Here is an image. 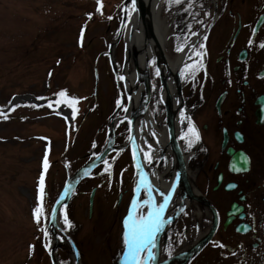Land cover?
I'll list each match as a JSON object with an SVG mask.
<instances>
[{"label": "flooded vegetation", "instance_id": "flooded-vegetation-1", "mask_svg": "<svg viewBox=\"0 0 264 264\" xmlns=\"http://www.w3.org/2000/svg\"><path fill=\"white\" fill-rule=\"evenodd\" d=\"M151 14L148 8L146 30L134 32L143 43L135 46L133 7L124 0L109 16L115 40L93 58L91 93H16L18 118L27 112L37 123L61 120L65 151L50 164L68 173L64 187L92 167L68 206L111 174L119 175L112 209L125 218L147 215L142 181L156 205L171 192L154 264H264V0H160V50ZM99 193V185L89 192L90 218Z\"/></svg>", "mask_w": 264, "mask_h": 264}, {"label": "rangeland", "instance_id": "rangeland-1", "mask_svg": "<svg viewBox=\"0 0 264 264\" xmlns=\"http://www.w3.org/2000/svg\"><path fill=\"white\" fill-rule=\"evenodd\" d=\"M123 1L0 0V105L16 93L31 89L43 93L46 87L47 94L57 88L66 94H90L93 58L115 40L109 16ZM99 64L106 70L105 61ZM14 111L0 119V264H52L47 251L51 240L48 207L63 189L68 173L59 163L50 162L63 156L65 127L56 116L37 123L35 114L27 112L22 113L21 122L20 113ZM118 176L111 174L103 185L94 181L84 196H77L63 210V229L75 241L81 264H117L123 252L125 214L112 209L110 196ZM126 181L124 176V186ZM96 185L100 193L90 218L89 192ZM38 206L44 209L39 224L33 216ZM66 213L71 227L65 224ZM58 256L62 264H72L71 252L64 246Z\"/></svg>", "mask_w": 264, "mask_h": 264}, {"label": "snow or ice", "instance_id": "snow-or-ice-1", "mask_svg": "<svg viewBox=\"0 0 264 264\" xmlns=\"http://www.w3.org/2000/svg\"><path fill=\"white\" fill-rule=\"evenodd\" d=\"M177 3L180 0H176ZM99 4V0H98ZM133 10H135V0H133ZM99 11V8H98ZM264 46V45H262ZM180 50L179 48L177 49ZM181 76L184 75V72L181 71ZM157 75H159V69H157ZM59 96H64L65 93L62 91L58 94ZM51 106V105H50ZM119 106V101H118ZM183 116L184 114L181 113ZM190 131H194L192 126H189ZM197 139L198 133H196ZM191 142L189 143V147H191ZM46 163V162H45ZM233 170H241L236 169L234 167ZM43 182V176L41 177V184ZM145 185L147 192H148V199L143 201V204L148 207L147 215H141L138 218L134 217L132 213H129L128 218L124 221V233H123V260L125 264H154L157 260V252L155 249L157 248L156 243V235L161 231L162 225L165 223L164 219L162 218V213L167 206L171 192L168 194H163V203L156 205L153 201L152 197V188L151 185L148 184L147 181H142ZM138 188L140 185L137 186ZM174 187V186H173ZM229 187H234V185H229ZM42 190V188H41ZM59 202V201H58ZM136 207V202L133 201V208ZM44 215V209L42 206H38L33 210V216L36 220L37 224L40 223L41 217ZM56 210H52V219L55 220ZM65 224L68 227H71V224L67 221V217H64ZM45 220L47 218L45 217ZM45 236L48 235L47 230H44ZM223 245H221L222 247ZM47 247V245H46Z\"/></svg>", "mask_w": 264, "mask_h": 264}, {"label": "water", "instance_id": "water-1", "mask_svg": "<svg viewBox=\"0 0 264 264\" xmlns=\"http://www.w3.org/2000/svg\"><path fill=\"white\" fill-rule=\"evenodd\" d=\"M147 9H148L147 0H135V10L133 13L131 34H133L135 30H137V31L143 30V29H144V31L146 30L145 22H144V16H145V12ZM148 28L150 30V34L154 36L153 30H152V28H150V25L148 26ZM128 46L129 45H127V47ZM133 46H134V44H133ZM134 53H135V51H134ZM16 100H18L17 96H15L12 99L11 105H14ZM111 149L112 148L109 147L107 150H105L103 152V154L99 157V159L95 162V165L99 164L105 158V156L108 154V152L111 151ZM91 168L92 167H90V166H86V167L81 168L73 176V178L70 180V182L67 183L66 187L62 191L60 197L58 198V200L56 201V203L53 207V209L56 210V213H57L59 206L62 205L65 202V200L67 199L66 197L68 196L70 191L81 180H83L89 174V172L91 171ZM140 179L142 181V174L140 175ZM57 229H59V230H57ZM49 231H50V234L52 236L50 247H49V255H50L52 264H60L58 256L56 255V251H57L58 247H60V245H61V242H60L61 239H63L65 241V243H67L69 245L71 252L73 254L74 262L76 264H81V254H80V251H79L75 241L73 240V238L70 235H68L66 232H64V230L60 227L56 215H55V220L53 221L52 214H51ZM60 231L62 232V234L60 233Z\"/></svg>", "mask_w": 264, "mask_h": 264}, {"label": "bare ground", "instance_id": "bare-ground-1", "mask_svg": "<svg viewBox=\"0 0 264 264\" xmlns=\"http://www.w3.org/2000/svg\"><path fill=\"white\" fill-rule=\"evenodd\" d=\"M159 3H160V0H148V5H149L148 8H150V10H151V13H152L151 15H152V18H153L155 26H156V28L154 29V32H155L154 37L153 36H151V37H153V40L156 42L155 46L158 47V49L160 50L161 45L164 41V37L162 34H160V30H159V19H158ZM134 36H135L134 37L135 42H138V45H135V46L142 47L143 46L142 36H139L137 34ZM154 41H152V42H154ZM133 44H134V41H133ZM141 60H142V57H141ZM134 217H136V216H134ZM58 223H59L60 227H62V224L59 220H58ZM57 230H59V229H57ZM60 233L62 234L61 231H60ZM123 264H125V262Z\"/></svg>", "mask_w": 264, "mask_h": 264}, {"label": "trees", "instance_id": "trees-1", "mask_svg": "<svg viewBox=\"0 0 264 264\" xmlns=\"http://www.w3.org/2000/svg\"><path fill=\"white\" fill-rule=\"evenodd\" d=\"M7 106H8V103H6V104H4V105H0V110H2V109H5V108H7ZM12 112V111H11ZM12 114V113H11ZM10 114V115H11ZM40 245V246H39ZM38 246L40 247V251H44V247H43V245L41 244V241L39 242V244H38ZM64 264H66V263H64Z\"/></svg>", "mask_w": 264, "mask_h": 264}]
</instances>
